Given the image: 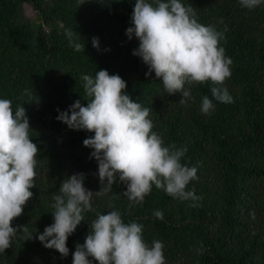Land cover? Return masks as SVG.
<instances>
[{"label": "trees", "instance_id": "obj_1", "mask_svg": "<svg viewBox=\"0 0 264 264\" xmlns=\"http://www.w3.org/2000/svg\"><path fill=\"white\" fill-rule=\"evenodd\" d=\"M181 3L194 8L199 23L223 32L220 46L232 60L224 85L186 84L192 99L183 104L181 93L168 95L133 55L139 40H129L126 29L135 0H0V99L26 110L32 142L40 150L33 197L13 227L26 225L34 237L42 234L54 222L53 197L74 174L83 173L84 187L93 193L103 187L98 162L90 158L93 149L83 144L94 133L69 129L56 118L57 109L67 111L77 100L87 106L81 77L95 78L99 70L118 74L133 101L152 109V131L165 146L187 149L181 163L196 167L198 176L187 190L199 197L182 202L153 185L143 204L129 209L126 185L117 177L110 192L93 195V210L83 213L84 221L67 240V257L18 231L0 253V264H72L97 213L113 210L125 223L142 224L149 245L163 243L166 264H264V3L253 9L239 0ZM68 30L76 32L73 40L85 44L84 51L69 43ZM212 87H226L232 102L216 101ZM204 96L215 105L210 115L201 112ZM157 210L162 220L154 216Z\"/></svg>", "mask_w": 264, "mask_h": 264}, {"label": "clouds", "instance_id": "obj_2", "mask_svg": "<svg viewBox=\"0 0 264 264\" xmlns=\"http://www.w3.org/2000/svg\"><path fill=\"white\" fill-rule=\"evenodd\" d=\"M85 2V0H84ZM242 7L253 9L264 0H239ZM131 27L126 29L129 40H139L133 55L148 66L146 76L155 73L168 95L182 94L180 103L192 99L185 85H224L231 77V58L220 46L223 32L212 25H202L196 19L191 5L181 0H135ZM226 30V29H225ZM66 36L76 51H84L85 44L75 42L76 32L68 30ZM78 39V37H77ZM93 47L99 49L98 38ZM87 106L75 101L67 111L56 117L72 130L94 133L83 141L93 149L90 158L98 162L101 186L93 193L84 187L83 173L74 174L60 185V195L53 197L51 207L54 222L42 234L34 237L26 225L13 227L12 222L23 214L24 207L33 197L35 187L37 144L32 142L26 110L12 101L0 99V253L12 246L18 231L27 234L26 240L38 239L45 248L54 249L61 257L69 255L67 240L84 221L83 213L90 212L93 195L110 192L113 184L126 185L123 195L129 200V209L142 205L153 185L180 201H197L194 190H187L198 179L197 168L181 163L187 149L174 144L165 146L163 139L152 131L149 119L152 109L142 107L127 94V83L118 74L99 70L95 78L83 75ZM212 96L221 103H231L226 87H212ZM215 105L207 96L202 98L201 112L210 115ZM192 206H195L193 203ZM109 208L113 205L110 203ZM154 216L163 219L160 210ZM164 245L153 240L145 242L143 225L135 221L125 223L118 210L97 213L90 224L83 244H77L72 253V264H166ZM92 259H89V258Z\"/></svg>", "mask_w": 264, "mask_h": 264}]
</instances>
